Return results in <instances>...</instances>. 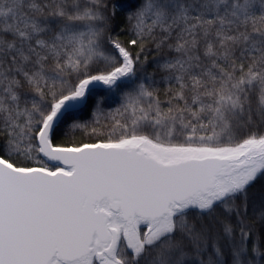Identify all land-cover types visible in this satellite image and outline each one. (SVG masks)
Returning a JSON list of instances; mask_svg holds the SVG:
<instances>
[{
	"label": "snow or ice",
	"instance_id": "6c2138e0",
	"mask_svg": "<svg viewBox=\"0 0 264 264\" xmlns=\"http://www.w3.org/2000/svg\"><path fill=\"white\" fill-rule=\"evenodd\" d=\"M0 264H264V0H0Z\"/></svg>",
	"mask_w": 264,
	"mask_h": 264
}]
</instances>
